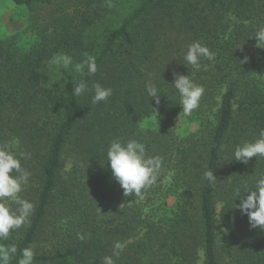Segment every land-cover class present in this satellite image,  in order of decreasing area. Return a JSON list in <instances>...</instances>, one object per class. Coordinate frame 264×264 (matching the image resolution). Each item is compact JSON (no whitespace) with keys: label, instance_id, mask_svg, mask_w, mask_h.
Masks as SVG:
<instances>
[{"label":"trees","instance_id":"obj_1","mask_svg":"<svg viewBox=\"0 0 264 264\" xmlns=\"http://www.w3.org/2000/svg\"><path fill=\"white\" fill-rule=\"evenodd\" d=\"M10 1L27 10L32 38L0 39V144L31 154L21 161L31 175L20 195L35 205L30 224L0 241L17 246L12 264L28 246L34 264H102L116 243L115 264H264V229L236 207L248 194L236 189L254 186L264 158L233 156L264 129V48L251 38L264 26V0ZM196 40L216 53L202 60L207 71L184 65ZM85 52L95 75L75 71ZM60 54L73 66L52 64ZM174 73L204 86L190 117ZM81 79L90 91L77 97ZM149 81L163 92L159 104ZM97 82L113 95L93 105ZM182 119L197 129L180 134ZM117 137L163 158L142 199L125 197L111 174L106 153ZM210 169L214 184L204 179Z\"/></svg>","mask_w":264,"mask_h":264},{"label":"clouds","instance_id":"obj_2","mask_svg":"<svg viewBox=\"0 0 264 264\" xmlns=\"http://www.w3.org/2000/svg\"><path fill=\"white\" fill-rule=\"evenodd\" d=\"M251 38H255L257 47L264 48V26L258 27ZM240 47L241 45L236 49ZM83 56L84 58L74 65L75 71L83 76L86 69L87 75H95L97 72L95 56L87 52ZM183 59L186 67L190 65L196 72L207 71L208 65L203 64L202 60L214 61L216 53L207 45L196 40L187 46ZM246 59L247 57H245ZM51 63L66 70L73 66V58L67 54H60L53 57ZM173 75L174 81L171 85L179 94L182 113L185 117H190L200 107L201 98L205 92L204 86L195 82L191 73L190 75L177 73ZM145 87L148 96L159 104V98L163 92L151 81L147 82ZM89 91L88 82L81 79L79 83L75 84L72 94L79 97ZM91 91L93 92L91 99L93 105L107 102L108 98L113 95L112 88L104 87L99 82L92 85ZM30 156V153L23 151L17 154L6 143L0 144V241H7L12 232L30 224V217L35 211L34 203L20 195L28 185L31 175L22 166L21 161L30 159ZM106 156L111 174L122 188L125 197L134 195V197L142 199L144 190L157 183L163 166L162 157L148 156L145 144L134 138L124 140L117 137L111 140ZM233 156L235 160L244 164H248L253 157L264 158V129L259 131L258 137L253 141H245L236 145ZM203 175L209 184H214L217 180L211 169L206 170ZM242 192L248 194L241 199L240 204L236 207L242 214L247 215L251 228L264 229V173L258 174L254 186L238 187L236 196L240 198ZM77 237L80 240L85 238L80 233H77ZM122 247L120 243H116L113 255L104 256L102 264H115L113 256H119L117 250H122ZM17 253L18 248L15 244L0 245V264H12ZM34 259V248L28 246L19 250L17 264H34Z\"/></svg>","mask_w":264,"mask_h":264},{"label":"rangeland","instance_id":"obj_3","mask_svg":"<svg viewBox=\"0 0 264 264\" xmlns=\"http://www.w3.org/2000/svg\"><path fill=\"white\" fill-rule=\"evenodd\" d=\"M28 23V12L22 7L15 6L10 0H0V39H5L11 35L19 34L22 39L31 40L29 32H25ZM259 62L258 56L255 57ZM264 79V76H263ZM184 119V118H183ZM182 119L179 126V133L184 135L197 129L194 123ZM153 119L145 120L142 127L150 126Z\"/></svg>","mask_w":264,"mask_h":264}]
</instances>
